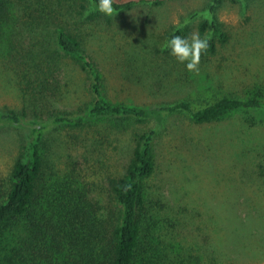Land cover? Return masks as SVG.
Returning a JSON list of instances; mask_svg holds the SVG:
<instances>
[{"label":"trees","instance_id":"16d2710c","mask_svg":"<svg viewBox=\"0 0 264 264\" xmlns=\"http://www.w3.org/2000/svg\"><path fill=\"white\" fill-rule=\"evenodd\" d=\"M163 1L113 0V7L119 14L138 4ZM223 1L211 0L204 10L206 18L198 24L201 36L212 28L200 61L216 52L217 41L227 40L216 13ZM231 1L245 6L261 0ZM58 2L62 18L53 15L57 10L52 0H0V54L16 74L23 103L1 110L0 122L24 130L20 151L0 190V264H185V254L163 237L164 203L158 201V187L150 190L146 184L159 165L161 137L169 127L177 131L185 118L209 123L243 112L246 121L255 123L264 104L255 96L220 95L210 87L189 88L176 99H154L148 105L115 100L107 91L108 73L144 86L155 98V91L182 82L189 71L183 64H149L152 50L137 39L132 45L127 41V59L141 52L145 64H95L88 48L93 41L103 47L106 40L95 32L111 30L114 17L90 10L95 0ZM27 27L41 34L24 45L22 31ZM174 34L188 31L181 25L167 38ZM26 57L31 60L24 61ZM64 57L90 80L92 96L83 109H52V100L62 92L63 64L58 61ZM177 66L178 75L172 79ZM253 110L260 111L255 115ZM52 140L59 141L54 153ZM94 174L97 177L90 179ZM175 221L177 226L176 219L168 224L173 228ZM156 232L159 244L154 241Z\"/></svg>","mask_w":264,"mask_h":264},{"label":"rangeland","instance_id":"374dc122","mask_svg":"<svg viewBox=\"0 0 264 264\" xmlns=\"http://www.w3.org/2000/svg\"><path fill=\"white\" fill-rule=\"evenodd\" d=\"M210 1L164 0L160 5L138 4L115 14L111 30L95 32L106 43L101 47L97 41L91 42L88 58L95 64H145L141 52L134 53L136 59H127L131 54L127 41L132 45L133 39H137L152 50L149 64H182L163 57L168 54L164 52L167 36L181 25L188 34L199 32L198 24L206 18L204 10ZM58 6V0H52L56 17L60 14ZM216 13L227 40L217 41L216 52L202 58L198 73H185L182 82L155 91L160 94H155V98L148 96L149 90L144 86L126 83L108 73V94L118 101L148 105L154 99H176L189 88L210 87L220 95L255 96L264 104V0L249 1L245 6L239 1L224 0L218 4ZM211 30L208 27L206 33ZM40 34L37 29H23L24 45L31 39L35 42ZM158 48L164 50L155 53ZM4 59L0 54V111L23 104L16 74L5 66ZM29 60L30 57L24 59ZM58 64H63L62 92L58 99L52 100V109H83L92 96L90 80L71 59L64 57ZM177 68L172 79L178 75ZM258 111L250 112L258 115ZM263 111L261 108L255 123L246 121L247 114L243 112H232L209 123L180 119L177 131L170 127L164 131L159 165L146 184L158 187V201L164 203L160 215L163 218L160 222L164 223L162 235L167 244L185 254V264H227L232 260L240 264H264ZM22 139L23 129L0 122V190ZM58 150L59 141L52 140V153ZM96 177L94 174L89 178ZM169 219H176L177 226L175 221L172 228ZM153 237L159 244L157 232Z\"/></svg>","mask_w":264,"mask_h":264},{"label":"clouds","instance_id":"9594fccd","mask_svg":"<svg viewBox=\"0 0 264 264\" xmlns=\"http://www.w3.org/2000/svg\"><path fill=\"white\" fill-rule=\"evenodd\" d=\"M90 10L98 11L105 16H114L116 13L113 7V0H95ZM211 39V31L203 36L199 32H192L188 35L174 34L166 40L164 46L168 54L174 57L177 62L182 63L185 69L189 72L198 73L201 54L206 52Z\"/></svg>","mask_w":264,"mask_h":264}]
</instances>
